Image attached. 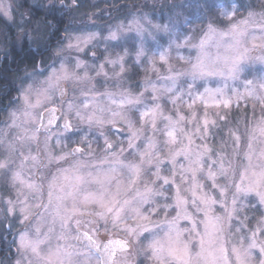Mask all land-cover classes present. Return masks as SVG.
<instances>
[{"label":"snow or ice","instance_id":"1","mask_svg":"<svg viewBox=\"0 0 264 264\" xmlns=\"http://www.w3.org/2000/svg\"><path fill=\"white\" fill-rule=\"evenodd\" d=\"M238 11L234 4L231 11L221 12L230 21L226 30L209 23L197 44H192L193 38L187 36L183 44H176L177 48H195L196 56L194 60L178 57L188 64L183 70L169 66V75L162 77L168 81L167 86L158 88L151 80L146 81L152 93L151 105L144 102V93L98 92L94 77L81 60H76L71 68L63 60L58 67L54 62L43 70L48 71L43 79H38L43 71L25 74L29 82L18 88L19 94L14 98L18 107L9 113L8 124L9 129H20L22 134L12 141H7V133L0 136V149L7 153L0 159V173L9 175L16 188V199L5 201L7 212H18L19 223L25 225L12 242L17 255L14 264H134L129 257L142 241L146 244L139 250L152 264H254L256 249L261 257L259 264H264V242L257 241L258 235L264 234V221L252 231L247 245L241 237L238 245L229 247L231 237L245 227L243 221L233 224L234 219H239L240 195L254 193L264 205V71L252 79H243V92L233 89L237 101L258 102L262 115L245 129L243 136L239 130L231 133L230 152L227 144L214 155L206 143L195 145L194 136L206 139L209 121L204 120L202 130L199 125L194 132L186 130L185 124L196 120L195 112L191 118L179 110L175 116L165 115L159 103L164 94L174 106L183 101L185 94L193 100L198 80L220 76L240 81L249 62L264 65V12L249 11L246 17L235 19ZM12 12L8 0H0V14L11 20ZM38 30L39 26L22 30L19 38L33 41V33ZM164 30L168 31L167 25ZM94 38V33L76 37V43L70 42L67 47L81 51ZM110 38L117 39V34L111 33ZM257 51L260 55H254ZM143 54V48L137 51L138 61ZM54 55L59 57L60 52ZM168 55V50H164L160 60L166 62ZM106 63L119 65L117 76L125 71L124 56ZM103 70L101 64L97 76L107 77ZM181 77L187 78V90L177 94ZM205 96L225 108L232 103L231 98H224L221 88H205L196 99L203 100ZM194 103L195 100L188 107L191 109ZM132 110L138 113L139 127L129 115ZM58 120H62L58 125L62 132L55 134L57 146L62 144V134H77L84 131L80 126L86 125L89 132L95 128L103 136V156L96 157L87 134L80 141L86 144L87 151L77 146L55 155L50 144L51 129ZM119 122L127 125V149L116 150L103 132L106 125L115 127ZM28 124L35 127H25ZM146 129L151 135L144 134ZM41 132L45 134L43 155L39 147L35 154L31 150L25 154L23 147L30 142L38 144ZM142 136L143 150L136 144ZM17 152L20 162L13 168ZM178 157H183L184 163L178 165ZM165 161L170 165L168 176L161 174ZM61 162L68 166L57 167V173L45 184L46 178L38 175V170ZM25 172L29 174L25 176ZM218 178L228 183L219 184ZM204 179L211 182L212 189H218L219 198L204 190ZM172 187V203H158L159 199H169L165 192ZM229 187L235 190L230 203ZM217 203L222 215L215 214ZM171 211H175V216H170ZM181 220L188 225L181 226ZM101 233L105 234L103 239Z\"/></svg>","mask_w":264,"mask_h":264},{"label":"rangeland","instance_id":"2","mask_svg":"<svg viewBox=\"0 0 264 264\" xmlns=\"http://www.w3.org/2000/svg\"><path fill=\"white\" fill-rule=\"evenodd\" d=\"M36 0H33V2ZM19 0H8V3L11 4L12 8H16ZM234 4H232L233 6ZM231 7H226L221 10V12L228 10L231 11ZM236 6V5H235ZM162 7V6H161ZM249 11H253L256 13L264 12L263 10H251L248 9L245 15L241 18H244L248 15ZM220 12V15H221ZM81 21H79L74 28H71L67 34L61 39L58 45H56L50 54L49 61L46 63L38 65L37 69L34 68L35 71H43L46 66L53 65L55 62V66L58 67L61 60H63L70 68L74 65L76 60L83 61L88 66L89 75L94 77L93 83L96 86V90L98 92H104L105 90L112 92L119 91H128L133 95H139L140 93H144V102L148 105L152 104V93L149 86H147L146 81L151 80L156 84L158 88H162L167 86L168 81L162 79L169 75L168 68L169 66L174 67L178 70H183L188 67V64L180 60L179 56L190 57L194 60L196 56V49L190 47L189 45H183L180 48L176 47V44H183L184 38L192 37V44H197L199 39L203 37V34L207 32L208 24L202 28L199 32L194 33L195 26L189 25L187 21L172 18L170 21H157L153 20L148 13L141 11L140 8H136L133 13H131L126 20H119L116 22H112L109 24L104 23L103 20L98 19L93 14H89L85 16ZM221 17L227 21L223 23V25L213 24L215 27L221 30H226L230 24V21L221 15ZM13 18V17H12ZM240 19V18H235ZM0 20L2 22H6L8 26L12 23V19L9 20L0 14ZM135 22V23H134ZM168 26V31L164 30V26ZM184 25L186 26V30L184 31ZM139 26V27H138ZM115 32L117 34V39L113 40L110 38V34ZM89 33H94L95 38L91 41L87 46H82L81 51H77L75 48L69 49L67 45L71 42L73 44L76 43V37H82ZM35 33H33L34 35ZM258 34V33H257ZM143 48V55L139 58V61L136 58V53L139 49ZM164 50H168L169 55L166 57V62L160 60V53ZM57 51L60 52L59 57L54 55ZM95 53V55L93 54ZM126 53V54H125ZM254 55H260L259 51L255 52ZM117 56H124V67L125 71L117 76L116 73H119V65L113 67L111 64L106 63L108 59H116ZM104 64V72L107 73V77L103 74L97 76V72L99 71V66ZM132 70L139 72V77L136 81L132 82ZM261 71H264V65L260 62H249L248 67L246 68L245 74L241 77L240 81H233L230 79H225L220 76L208 77L205 80H198L195 83V88L193 92V100L195 103L193 107L190 109L188 104H192L193 100H190L189 97L185 94L183 96V101L178 103L177 105H173L171 100L169 99L168 94H164L159 103L162 106L163 112L165 115H173L175 116L176 111L179 110L180 114L185 115L186 117L191 118L193 112H195L196 120L192 124H185L186 130L195 131L197 125L203 129L204 120L207 119L209 121L208 124V134L206 139L202 140L197 136H194L193 139L195 141V145H203L207 144L213 150V155L216 151H219L225 144H227L228 151H231V145L233 143V139L231 133L239 130V134L243 136L245 129L250 127L255 123L256 120L260 118L262 115L261 107L258 102L253 100H239L237 101L236 97L233 96V89H237L240 92H243V79H252L254 76H259ZM32 72V71H31ZM26 73H30L27 70ZM82 74V72H81ZM48 75V71H43V75L38 77V79H43ZM23 84L28 83L29 81L25 79V73L21 77ZM187 78L181 77L177 81V94L180 92H186L187 84L185 80ZM22 83L18 86V88L22 85ZM136 85V89L134 86ZM138 85V86H137ZM18 88L17 93L14 95V98L18 96ZM205 88H209L215 90L217 88L224 89V98H231L232 103L229 107L225 108L223 104H217L213 100L209 99L207 96L201 99H196L197 94L204 93ZM12 100L11 105L5 109L0 117V136H3L4 133H7V141H12L17 135H21L20 129L8 128V124H10V116L9 113L15 110L18 107V102ZM71 98V89H69V99ZM217 99H220L218 97ZM57 103L59 101L57 100ZM253 104H255V108H253ZM248 109L249 111L245 115L243 112ZM236 111V113H242L240 116L238 115L235 119H231L230 116H234L232 113ZM129 115L133 120L136 121V126H140L139 116L135 110L129 112ZM215 122L214 124L212 122ZM62 123V120L56 121L55 126L51 129L52 131V140L51 150L55 155L61 154V152L67 153L72 148L77 146L84 147L85 151H87L86 144H81L80 141L83 136L87 134V140L92 143V150L95 152L96 157L103 156L104 138L100 135V132L93 128L90 132L87 129L86 125H81L80 127L84 129L77 134H62L60 139L62 144L60 146L56 145L57 136L56 133L62 132V129L58 127L59 124ZM159 123V122H158ZM223 124V125H221ZM163 125L161 124V127ZM219 126H223L224 135L222 137H218L216 135L217 128ZM27 128H33L35 125L28 124L25 125ZM220 128V127H219ZM104 135L108 136L109 140L114 145L116 150L119 147H124L127 149V125L119 122L113 127L112 125H106L103 129ZM145 135H151V132L147 129L145 130ZM44 138L45 134L41 132L39 134V143L30 142L23 147V151L25 154L31 150L33 154L37 152V148L41 150V154L43 155L44 149ZM186 143V141H185ZM136 144L139 146L141 150L144 148V137L142 136L140 140L136 141ZM17 148H20V144L17 143ZM131 152V149L128 150ZM128 152L125 155H128ZM7 155L5 151L0 149V159ZM129 159L133 157L129 156ZM15 163L12 165L13 168L17 167L20 162L19 152L15 154L13 157ZM72 158H69V161ZM86 159V158H82ZM178 165L180 163H184L183 157H178ZM67 167L68 165L64 162H61L60 165L53 163L49 165L45 169L38 170V175L44 176L45 184L48 179H51L52 175L57 173V167L59 166ZM169 167L167 161H165V166L162 168L161 174L164 176L170 175ZM29 173L25 172V176ZM179 182V181H177ZM202 182L206 185L205 191L209 192L212 196L219 198L218 189L211 188V182L204 179ZM157 183V187L159 184ZM219 184L228 183L224 178H218ZM17 187H19L17 185ZM235 190L229 187L227 199L229 203L231 202L232 193ZM175 187H172L170 190H166L165 195L169 197L167 201L163 199H159L158 203L163 204L165 202L172 203L171 197L174 195ZM16 188H13L10 182L9 175L0 173V223L4 225L8 232H10L11 237H8V241L13 242L15 238V234L22 230L25 225H21L19 223V213L17 212L15 215H9L7 212V205L5 201L7 199H16ZM238 204L240 206L239 211V219H234L233 224L238 225L239 221H243L245 227L241 229L240 233H237L231 237V244H239L240 238L244 237V244L247 245L249 242L248 237L251 236L252 231H254L259 225L261 221H264V205L259 203V198L255 196V194H249L248 196L240 195L238 199ZM190 212H194V209L189 207ZM215 214L222 215L223 210L220 207V204L217 203L214 206ZM175 211L170 212V216H175ZM202 215V214H200ZM163 216V213H161ZM246 218V219H245ZM155 219V217H154ZM181 226H187L188 222L185 220L180 221ZM11 225V227H9ZM9 234V235H10ZM104 233H101V238H104ZM122 235V234H120ZM147 235V234H146ZM258 243L264 242V234H259L257 237ZM146 241H142V243L137 247V250L134 252L132 256L129 257L130 260L134 261V264H152V261L148 259L146 255L140 252L139 249L143 248ZM14 245V244H13ZM15 248V245H14ZM259 250H254V264H259L260 260ZM17 259L16 248L13 255L12 264Z\"/></svg>","mask_w":264,"mask_h":264},{"label":"trees","instance_id":"3","mask_svg":"<svg viewBox=\"0 0 264 264\" xmlns=\"http://www.w3.org/2000/svg\"><path fill=\"white\" fill-rule=\"evenodd\" d=\"M232 4L239 8L235 18L243 17L248 9H264V0H19L13 9L10 26L0 20V117L24 81L23 74L49 61L52 49L89 14L109 24L126 20L136 8H140L153 20L165 22L178 18L187 21L196 27L194 33L197 34L208 23H226L220 12L224 6L231 7ZM37 26L39 30L34 32L33 41L19 38L22 30ZM186 29L184 25V31ZM132 71L131 80L134 82L139 72ZM248 111L246 109L243 113L246 115ZM232 114L234 116L230 118L235 119L242 113L234 111ZM219 127L216 135L222 137L226 128ZM9 234L0 223V264H12L15 248L8 241Z\"/></svg>","mask_w":264,"mask_h":264},{"label":"water","instance_id":"4","mask_svg":"<svg viewBox=\"0 0 264 264\" xmlns=\"http://www.w3.org/2000/svg\"><path fill=\"white\" fill-rule=\"evenodd\" d=\"M56 124V123H55ZM55 124L52 126V128L55 126Z\"/></svg>","mask_w":264,"mask_h":264}]
</instances>
